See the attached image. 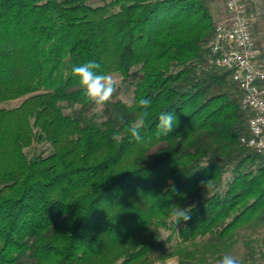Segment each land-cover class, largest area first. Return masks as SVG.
<instances>
[{"label": "trees", "instance_id": "1", "mask_svg": "<svg viewBox=\"0 0 264 264\" xmlns=\"http://www.w3.org/2000/svg\"><path fill=\"white\" fill-rule=\"evenodd\" d=\"M216 1L0 0V264H153L166 243L215 247L264 222L241 90L207 65L226 20ZM90 60L131 105L117 86L102 107L85 102L71 73ZM141 97L152 104L138 143L127 127ZM162 111L177 124L157 137ZM173 204L195 205L191 218L174 223ZM241 264L259 263L250 251Z\"/></svg>", "mask_w": 264, "mask_h": 264}, {"label": "built area", "instance_id": "2", "mask_svg": "<svg viewBox=\"0 0 264 264\" xmlns=\"http://www.w3.org/2000/svg\"><path fill=\"white\" fill-rule=\"evenodd\" d=\"M226 20L219 23L208 43L207 65L230 73L241 90L240 107L248 115V132L241 142L264 160V65L251 34L254 17L244 0H221Z\"/></svg>", "mask_w": 264, "mask_h": 264}, {"label": "rangeland", "instance_id": "3", "mask_svg": "<svg viewBox=\"0 0 264 264\" xmlns=\"http://www.w3.org/2000/svg\"><path fill=\"white\" fill-rule=\"evenodd\" d=\"M245 4L256 22L253 28L254 39L257 43L259 42L260 49L264 51V0H245ZM212 10L218 15V19H221L224 16L222 1L217 0L212 5ZM112 77L120 90L118 98L123 103L131 105L133 102L131 89L123 87L118 76L112 75ZM21 100L7 102L1 107L13 108ZM208 243L204 240L179 245L166 243L161 252L152 255L153 264H176L179 260L189 261L193 264H217V261L225 254H231L241 262L250 251L257 263L264 264V222L253 221L237 230L234 237L223 244L213 247ZM247 246L249 250H247Z\"/></svg>", "mask_w": 264, "mask_h": 264}, {"label": "clouds", "instance_id": "4", "mask_svg": "<svg viewBox=\"0 0 264 264\" xmlns=\"http://www.w3.org/2000/svg\"><path fill=\"white\" fill-rule=\"evenodd\" d=\"M73 78L78 79V83L83 90V98L86 103L102 107L108 103L114 93H116V84L111 74L105 72L102 65L94 60L87 61L83 64L76 65L72 68ZM152 101L149 98L141 97L136 101V105L140 109L137 113V118L127 127V133L132 140L143 143L145 136L142 134L146 122L150 116V108ZM177 124V117L169 111H162L158 116L156 124L157 137L168 136ZM209 181H201L203 187H207ZM182 199L186 198L185 193H176ZM195 205L190 207H181L173 204L170 206V215L174 223L179 221H187L190 217V212ZM217 264H241L240 260L231 254H225L217 261Z\"/></svg>", "mask_w": 264, "mask_h": 264}]
</instances>
